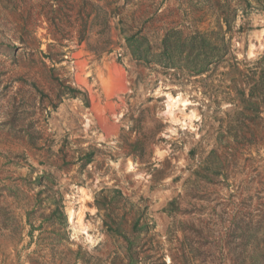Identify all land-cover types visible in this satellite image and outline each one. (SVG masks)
Wrapping results in <instances>:
<instances>
[{"label": "rangeland", "instance_id": "374dc122", "mask_svg": "<svg viewBox=\"0 0 264 264\" xmlns=\"http://www.w3.org/2000/svg\"><path fill=\"white\" fill-rule=\"evenodd\" d=\"M0 264H264V0H0Z\"/></svg>", "mask_w": 264, "mask_h": 264}, {"label": "bare ground", "instance_id": "6f19581e", "mask_svg": "<svg viewBox=\"0 0 264 264\" xmlns=\"http://www.w3.org/2000/svg\"><path fill=\"white\" fill-rule=\"evenodd\" d=\"M83 55H84L83 50L74 53V57L77 58L76 61L77 72L75 75L76 81L78 84L86 86L88 88L89 90L88 92H90L91 95L90 97H91L92 110L95 113L96 119L98 120L99 124L102 126L103 128L102 130H104L107 135H112V133L118 132L117 130L118 126L115 124V122L111 121L110 115L116 114L118 112V109L120 108L119 100L123 101V97H122L123 95L121 89L127 87L126 82L124 81L121 87L117 90L113 85V78H114V74L123 73L125 75V73L121 72L120 70L117 69L115 65L113 66L110 63L105 64L104 67L102 68L99 67L97 69L96 74L101 90L100 92H102L104 96V101H103V98L99 94V91L93 92V86L91 85L92 83H90L89 77L87 76L91 73V70H88L86 68L87 60L82 59ZM168 103L170 105L168 112L172 115L174 111L172 108L173 105L177 103V100L170 101ZM173 116L175 115L173 114ZM81 215L80 218H82Z\"/></svg>", "mask_w": 264, "mask_h": 264}, {"label": "water", "instance_id": "95a60500", "mask_svg": "<svg viewBox=\"0 0 264 264\" xmlns=\"http://www.w3.org/2000/svg\"><path fill=\"white\" fill-rule=\"evenodd\" d=\"M110 64H112L113 66L115 65L116 67H117V69L118 70H120L121 72H124L125 73V68H124V66L120 63V62H118V61H116V60H113V61H111V62H109ZM123 73H119V74H114V78H113V85L115 86V88L118 90L120 87H121V85H122V83L125 81H127L126 80V74L124 75V77H123ZM126 86H127V83H126ZM121 91H122V93H124L125 91H128V87H126V88H123V89H121ZM113 115L114 114H111L110 115V119H111V121H113V122H115L114 120H115V117H113ZM98 121V120H97ZM99 123V122H98ZM115 124L118 126V129H119V124L117 123V122H115ZM99 126L102 128V126L99 124ZM103 129V128H102ZM117 129V130H118ZM117 133V132H116ZM115 133V134H116ZM105 134H106V132H105ZM113 134V133H112ZM106 136H109V135H107L106 134Z\"/></svg>", "mask_w": 264, "mask_h": 264}]
</instances>
